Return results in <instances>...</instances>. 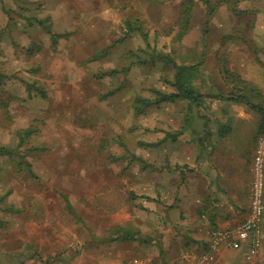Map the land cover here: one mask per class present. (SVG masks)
Here are the masks:
<instances>
[{
    "label": "rangeland",
    "instance_id": "obj_1",
    "mask_svg": "<svg viewBox=\"0 0 264 264\" xmlns=\"http://www.w3.org/2000/svg\"><path fill=\"white\" fill-rule=\"evenodd\" d=\"M191 1L0 0V264L138 259L185 187L169 155L264 48V0ZM178 72L200 103L158 102Z\"/></svg>",
    "mask_w": 264,
    "mask_h": 264
},
{
    "label": "crops",
    "instance_id": "obj_2",
    "mask_svg": "<svg viewBox=\"0 0 264 264\" xmlns=\"http://www.w3.org/2000/svg\"><path fill=\"white\" fill-rule=\"evenodd\" d=\"M260 55L264 57V48L254 54L255 63H243L238 69L240 83L226 86L217 81L221 94L209 96L219 103L218 120L213 124L208 122L213 116L204 115L208 126L195 135L198 142L194 129L190 140H178L169 162L170 167L178 166L179 172L169 177H182L185 187L170 186L166 217L161 211L155 214L154 238L144 235L136 250L138 259L126 264H264V235L255 253L249 248L248 235L239 238V247L207 249L215 230L232 229L250 211L252 165L264 131V115L248 103L229 99L236 93L264 106V62L257 59ZM201 94L204 99L206 95ZM165 177L155 175V181L165 185ZM147 247H153L152 255Z\"/></svg>",
    "mask_w": 264,
    "mask_h": 264
},
{
    "label": "built area",
    "instance_id": "obj_3",
    "mask_svg": "<svg viewBox=\"0 0 264 264\" xmlns=\"http://www.w3.org/2000/svg\"><path fill=\"white\" fill-rule=\"evenodd\" d=\"M253 182L251 191V205L247 218L232 229H218L212 233L209 243L210 251H217L220 247L236 248L241 245L240 237L250 236L252 253L258 250L264 235V131L260 134L255 150L253 165Z\"/></svg>",
    "mask_w": 264,
    "mask_h": 264
},
{
    "label": "trees",
    "instance_id": "obj_4",
    "mask_svg": "<svg viewBox=\"0 0 264 264\" xmlns=\"http://www.w3.org/2000/svg\"><path fill=\"white\" fill-rule=\"evenodd\" d=\"M192 6H193V3L190 0V3L187 5V7H188L187 16H189V14L191 13ZM188 19L189 18H187L186 20H188ZM177 68H180L179 69V71H180L182 69V66H177ZM181 74H182L181 72H178L176 74V79H175V84H176V87L178 89V92L177 93H171V94H161V97L159 98L158 102L175 101V100H178V99H180L182 97L184 99L189 100L190 102L200 103V99H202L204 96L201 95V94H196V92L184 91V84L182 82H185V81L183 80ZM236 82L237 83L241 82L240 77H239V79ZM229 100H232V101L239 100V101H243L245 103H248L251 106H253L256 110H258L261 114L264 115V106L252 104L246 98H244L242 95H238L236 93H233V94H231V97H230ZM149 104H151V103H149ZM0 150L4 151L5 149H0ZM116 231L119 232L118 233L119 235L123 234V235L127 236L128 238L136 237V235H139V237H140V235H141L140 234L141 231H139V233L137 234V232L133 231L132 229H130V227H117V229L114 232H116ZM146 238L147 239H150V238L152 239L153 237H151V236L149 237L148 236ZM143 239H144V237H143Z\"/></svg>",
    "mask_w": 264,
    "mask_h": 264
}]
</instances>
